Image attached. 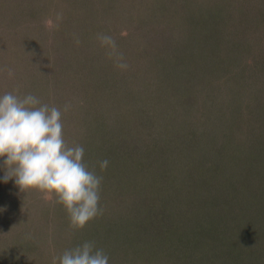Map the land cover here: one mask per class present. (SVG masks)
I'll return each instance as SVG.
<instances>
[{
    "label": "rangeland",
    "instance_id": "1",
    "mask_svg": "<svg viewBox=\"0 0 264 264\" xmlns=\"http://www.w3.org/2000/svg\"><path fill=\"white\" fill-rule=\"evenodd\" d=\"M201 1L0 0V95L60 108L103 178V214L80 230L54 194L0 179V264L86 241L109 264H262L264 2L233 0L231 19Z\"/></svg>",
    "mask_w": 264,
    "mask_h": 264
},
{
    "label": "clouds",
    "instance_id": "2",
    "mask_svg": "<svg viewBox=\"0 0 264 264\" xmlns=\"http://www.w3.org/2000/svg\"><path fill=\"white\" fill-rule=\"evenodd\" d=\"M97 38L102 47L115 52L111 36L99 34ZM116 66L128 67L126 63ZM62 115L60 108L33 94L0 95V168L4 169L0 179L14 180L21 192L54 194L68 214L70 227L80 230L103 214L99 206L103 178L84 162V147L65 140ZM108 165L107 159L99 161L102 171ZM52 264H109V257L94 242L86 241L53 257Z\"/></svg>",
    "mask_w": 264,
    "mask_h": 264
},
{
    "label": "trees",
    "instance_id": "3",
    "mask_svg": "<svg viewBox=\"0 0 264 264\" xmlns=\"http://www.w3.org/2000/svg\"><path fill=\"white\" fill-rule=\"evenodd\" d=\"M262 1L264 2V0H258V2H261V3H262ZM201 2L203 4L202 5L203 6V9H202V11H200L201 12V15H204L205 14V16H206V14L207 15L216 14L218 16L220 15V17L221 16H227V17L229 16V18H230V16H232L231 19H234L233 12L235 14H237V15H240L239 12H238V8H236V9L234 8V9H231L230 10L227 7V5H237V3L235 4V2L233 0H202ZM209 3H211V5H208ZM239 4L240 3H238V6H239ZM213 7H215V9ZM255 12L256 11H254L252 13H255ZM168 32H170V31H168ZM232 54H231V56L230 55L227 56L228 57L227 59L229 60V64L232 63ZM236 55H237V58L239 59L240 56H239V54L237 52H236ZM248 55H249L248 53H246V55H245V53H243L241 55V60H244L246 64H247V62H246L245 58ZM259 237H261V238H259V241L262 240L263 241V244H264V235H261ZM204 239H205V235H203V239L202 240H204ZM196 241L197 242L200 241L199 238H197ZM201 246L202 247H205V242H204V244L203 243L200 244V247L199 248H201ZM197 247H196V249H198ZM259 248H258V250H260L259 251V254L262 253V252H264V250H262L261 247H259ZM263 248H264V246H263ZM203 253H205V252H199V253H196V255H199L200 256V255H203ZM259 254H256V255H259ZM203 256H205V254ZM196 258H197V256H196ZM250 259L251 260L253 259V254H251ZM255 259L257 260V257L256 256H255ZM203 261H205V260H203ZM261 261H262L261 263L264 264V253H263V259H261Z\"/></svg>",
    "mask_w": 264,
    "mask_h": 264
}]
</instances>
